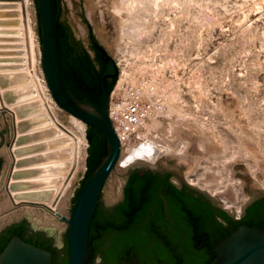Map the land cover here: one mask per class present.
<instances>
[{
	"label": "rangeland",
	"instance_id": "374dc122",
	"mask_svg": "<svg viewBox=\"0 0 264 264\" xmlns=\"http://www.w3.org/2000/svg\"><path fill=\"white\" fill-rule=\"evenodd\" d=\"M62 1L69 18L74 17L73 4H80L89 27L93 15L101 28L110 30L111 57L118 66L112 90L124 71L134 73L137 84L161 77L163 84L146 98L155 108L162 107L148 135L172 146L175 153L164 154L160 163L181 164L187 185L215 197L220 207L231 208L238 216L237 208L242 210L249 200L245 179L238 173L246 172L252 186L264 190V0ZM119 6L120 12L113 10ZM26 11L40 46L34 0H28ZM127 19L134 26L130 34L122 31ZM3 114L1 176L9 166L8 122ZM63 114L62 122L69 126ZM126 173L116 169L111 173L101 193L107 205L119 200ZM34 209V217L55 223L44 210Z\"/></svg>",
	"mask_w": 264,
	"mask_h": 264
},
{
	"label": "water",
	"instance_id": "95a60500",
	"mask_svg": "<svg viewBox=\"0 0 264 264\" xmlns=\"http://www.w3.org/2000/svg\"><path fill=\"white\" fill-rule=\"evenodd\" d=\"M34 8L40 43L41 63L53 100L60 109L86 124L87 129L85 135L87 141V134L90 131V127L95 129L98 132L96 136L100 144L99 148L106 149L107 153L100 158L98 164L91 171L74 200L82 180L79 181L75 194L69 203V209L67 210L68 218H61L66 223V226L60 227L53 223H45L34 217L37 212L34 208L19 206L0 216V229L14 221L26 218L34 229V233L31 236L36 238L37 232L47 233L54 240L55 245L58 246L60 254L63 252V256H65L64 249L66 248L67 238L68 264H90L89 230L97 206L103 210L104 215L113 213L116 207L124 202L125 187L131 175L134 172L143 175L147 171L159 173L161 176L169 174V180L176 187H185L193 193L200 194L207 201L234 215L231 208L220 207V201L215 197L210 196L197 187L187 185L181 175V171L184 169L181 164H175L172 160H168L167 164H161L160 162L163 159H159L155 163L133 164L128 166L126 169L127 173L121 180L122 189L119 200H112V204L107 205L106 199L101 193L120 156V141L108 112L109 93L104 88V79L117 75V69L111 57L113 50L109 41L110 30L101 28L97 18L93 15V27H89L87 19L83 16V10L80 4H73V18L68 17L66 7L62 0H34ZM58 24H60L62 29L68 30L77 40L78 44H83L87 47L90 38L93 37L109 53L111 59L105 64V69L101 74L100 95H97L90 89L83 88V100H78L70 93L64 80L60 62ZM4 131V125L0 124V138H2V141ZM9 146L10 139L8 135L5 147ZM89 149L90 143L88 141L87 156ZM0 153L3 156L2 146ZM91 159L94 161V157ZM10 167L11 165L8 166V170ZM86 171L87 163L83 173V179ZM1 173L0 179L4 177V172L2 176ZM238 175L245 179L244 191L249 194V200L242 206L243 209L252 200L264 197V190L252 186L246 172L238 173ZM162 204H156V208L152 213L158 218L157 233L167 228L169 225L167 221L170 222L171 233L173 235L167 238V241L169 244H176L178 243L177 239H181L182 242L179 243L180 246H177V249L183 255L191 249V240L188 238L190 235V227L180 225L181 222L176 218L177 212L173 207L165 208L161 206ZM121 224V220L113 221L112 223L114 227L121 226ZM122 233H124L127 239L130 237L138 241H143L147 229H144L142 233L136 235L128 234V232ZM180 236L184 237L181 238ZM152 243L153 245L149 247L155 250L153 260L163 262L170 260L169 255L163 253L166 247L162 245L161 241L157 242L154 240ZM210 253L214 260H209L206 264H264V230L248 225H240L229 235L219 239L214 244ZM101 261L102 256L100 254L96 255L94 264H101ZM0 264H52V254L50 251L28 243L18 236H13L0 252ZM122 264H139V262L137 259H130Z\"/></svg>",
	"mask_w": 264,
	"mask_h": 264
},
{
	"label": "bare ground",
	"instance_id": "6f19581e",
	"mask_svg": "<svg viewBox=\"0 0 264 264\" xmlns=\"http://www.w3.org/2000/svg\"><path fill=\"white\" fill-rule=\"evenodd\" d=\"M27 3L28 0H0V112H4L3 119L8 122L10 146L6 151L11 165L0 183V216L19 206L31 207L44 210L59 225L61 218H68L65 208L86 168V124L60 109L51 96ZM113 10L121 11L120 6ZM129 22L130 19L124 21L123 33L134 28ZM9 38H13V45L7 42ZM134 75L124 71L118 86L128 80L151 97L155 87L163 84L161 77L155 75L152 82L145 79L137 84ZM160 109L155 108L149 123L143 124L138 139L119 140L120 156L114 167L118 172L128 168V156L139 157L135 164L155 163L164 154L174 152L172 146L148 135ZM63 112L69 126L62 122L66 118Z\"/></svg>",
	"mask_w": 264,
	"mask_h": 264
},
{
	"label": "trees",
	"instance_id": "16d2710c",
	"mask_svg": "<svg viewBox=\"0 0 264 264\" xmlns=\"http://www.w3.org/2000/svg\"><path fill=\"white\" fill-rule=\"evenodd\" d=\"M63 39V29L58 24L60 62L64 80L70 93L77 99L78 97L75 92L77 91L80 94V90L86 88L99 95L101 93L99 89L101 72L94 74L95 71L87 64L72 65L68 62L64 63L62 54L65 46ZM90 72L93 74L88 79L86 75L90 74ZM115 78L116 76L112 77L107 87H105V90L109 94ZM97 134L98 132L91 128L87 134L90 143L88 158L86 160L87 171L74 200L100 158L107 153L106 149L99 148L100 144L96 136ZM92 157H94V161L91 159ZM169 178V174L161 176L159 173L147 171L143 175H139L138 172H134L125 187V199L120 207L116 208L113 213L104 215L103 210L97 206L89 230L90 264H94L96 255L98 254L102 256L101 264H122L130 259H137L139 264H206L211 259L210 251L214 244L219 239L229 235L231 230L235 228L232 225L236 222H233L224 212H219L216 216H213L212 208L208 201L204 200L201 196L196 197L193 192L187 191L185 187L178 189ZM161 203H168L170 207H173L177 212L176 218L181 222L180 225L190 227V234L198 232L203 235L202 241H191V249L183 255L177 249V246H180L179 243L169 244L167 241L163 244L162 242V245L166 247L163 253L169 255L170 258V260L164 262L153 260L155 250L149 247L153 245L151 242L154 240L159 242L156 236L158 218L152 214L154 211L150 208ZM262 209L264 208L250 211L249 214L252 216H248L245 222H249ZM120 220L122 222L121 226L114 227L112 225L113 221ZM261 227H264V225H261ZM144 229H147V233L143 241L130 237L127 239L124 233H122L128 232V234L136 235L142 233ZM23 232V227L12 229L1 240L0 252L13 236H18L24 240ZM26 242L50 251L53 255L52 264H68L67 238L66 248L64 249L65 256L63 258L59 257L56 249L52 248L41 237L28 239Z\"/></svg>",
	"mask_w": 264,
	"mask_h": 264
},
{
	"label": "flooded vegetation",
	"instance_id": "af4514ba",
	"mask_svg": "<svg viewBox=\"0 0 264 264\" xmlns=\"http://www.w3.org/2000/svg\"><path fill=\"white\" fill-rule=\"evenodd\" d=\"M63 38H64L63 43L65 46V49L63 50L62 55H63L64 63L68 62L72 65H78V64H85L86 65L87 64L89 67H91L95 71L94 74H96L97 72H101V74H102L103 70L105 69V64L111 59L109 53L105 50L104 46H102L93 37L90 38L87 47L84 46L83 44H78L77 40L66 29H63ZM92 74L93 73L90 72V74L86 75V78H88V79L91 78ZM111 78L112 77H106L105 78L104 88L107 87ZM99 89L101 92L100 84H99ZM80 92H81L80 94L77 91L75 92L77 97H78L77 99L83 100L82 90H80ZM91 129H93V128H91ZM1 142H5V141H2V138H0V149L2 146ZM3 162H4V158H3L2 154L0 153V173L2 170ZM178 189H181V188H178ZM187 191H191V190L187 189ZM193 194L196 197L201 196L200 194H196V193H193ZM204 200H206V199H204ZM208 203H209L210 207L212 208L213 216H216L219 212H224L225 214H227V216H229L233 220V222H236L235 224L232 225V227L235 226V228L233 230H231V232L234 231L235 229H237V227H239L240 225H248L251 227H256V228L264 230V227H261V225H264V209H262L260 212H257L254 215V217H252V219L249 220V222H245V219L248 218V216H252L249 214L250 211H256L257 209L264 208V197H261L259 199H255V200H252L251 202H249V204L247 206H245L242 210L240 209V211L238 212L239 214L236 217L229 214L225 210H222L221 208L214 205L210 201H208ZM120 206H121V204L118 205L116 208H118ZM161 206L165 207V208H170V204H168V203H163ZM155 208H156V205H154L150 209L154 211ZM167 223L169 224L167 226V228H165L163 231H160L157 233L158 240L163 242V244H164V242H167V238H170L173 235L171 233L170 222L167 221ZM17 227H23L24 228L23 238L25 241H27L28 239H34V237L31 236L34 233L33 227L31 226L30 222L26 218H22L20 220H17V221L10 223V224H7L3 228L0 229V242L3 238H5L9 234V232L12 229H15ZM229 229H231V228H229ZM36 234H37V237H41L43 240L47 241V243H49L52 248H55L59 257L63 258V252L60 254V252H59L60 250L58 249V246L55 245L54 240L51 239L47 235V233L37 232ZM29 236H31V237H29ZM180 237L182 238L184 236H180ZM176 238H179V237H176ZM188 238H190L191 241L195 240V241L199 242V241H202L203 235L201 233L196 232V233H191ZM177 240H178L177 241L178 243L182 242L181 239H177ZM52 257H53V255H52ZM210 260H214L212 254H211ZM165 264H167V263H165Z\"/></svg>",
	"mask_w": 264,
	"mask_h": 264
},
{
	"label": "built area",
	"instance_id": "2783aa9c",
	"mask_svg": "<svg viewBox=\"0 0 264 264\" xmlns=\"http://www.w3.org/2000/svg\"><path fill=\"white\" fill-rule=\"evenodd\" d=\"M114 64L117 69V63ZM119 80L109 94V117L120 141H134L155 111V105L147 101L141 87L126 81L118 86Z\"/></svg>",
	"mask_w": 264,
	"mask_h": 264
},
{
	"label": "clouds",
	"instance_id": "9594fccd",
	"mask_svg": "<svg viewBox=\"0 0 264 264\" xmlns=\"http://www.w3.org/2000/svg\"><path fill=\"white\" fill-rule=\"evenodd\" d=\"M137 159H139V157H135V156L126 157V159H125L126 166H131V165L135 164Z\"/></svg>",
	"mask_w": 264,
	"mask_h": 264
}]
</instances>
